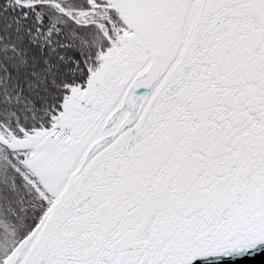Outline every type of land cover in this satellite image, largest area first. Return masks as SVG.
Here are the masks:
<instances>
[{"label": "snow or ice", "instance_id": "1", "mask_svg": "<svg viewBox=\"0 0 264 264\" xmlns=\"http://www.w3.org/2000/svg\"><path fill=\"white\" fill-rule=\"evenodd\" d=\"M197 262L264 264V0H0V264Z\"/></svg>", "mask_w": 264, "mask_h": 264}, {"label": "water", "instance_id": "2", "mask_svg": "<svg viewBox=\"0 0 264 264\" xmlns=\"http://www.w3.org/2000/svg\"><path fill=\"white\" fill-rule=\"evenodd\" d=\"M260 257H257V260H259ZM197 264H201V262H197ZM225 264H227V262H225ZM237 264H239V262H237ZM249 264H251V262H249Z\"/></svg>", "mask_w": 264, "mask_h": 264}]
</instances>
